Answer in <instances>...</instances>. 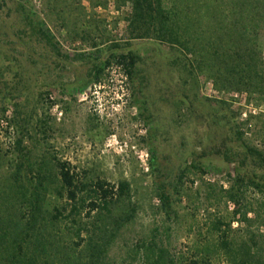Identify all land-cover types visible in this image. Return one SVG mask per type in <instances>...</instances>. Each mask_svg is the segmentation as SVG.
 Masks as SVG:
<instances>
[{"label":"rangeland","instance_id":"obj_1","mask_svg":"<svg viewBox=\"0 0 264 264\" xmlns=\"http://www.w3.org/2000/svg\"><path fill=\"white\" fill-rule=\"evenodd\" d=\"M131 15L129 0H0V187L19 161L23 180L40 177L41 160L51 173L59 160L83 181H128L136 215L116 232L104 264H143L150 247L190 264L216 247L218 220L235 236L261 233L264 254V98L186 79L175 47L132 37ZM82 30L85 40L75 37ZM92 51L97 64L136 52L139 74L128 80L115 62L101 70L79 57ZM54 206L67 204L50 190L46 207Z\"/></svg>","mask_w":264,"mask_h":264},{"label":"trees","instance_id":"obj_2","mask_svg":"<svg viewBox=\"0 0 264 264\" xmlns=\"http://www.w3.org/2000/svg\"><path fill=\"white\" fill-rule=\"evenodd\" d=\"M129 1L132 15L127 28L132 37L154 38L175 47L173 61L181 66L186 79L197 82L199 76H205L216 92L264 98V0ZM80 33L75 37L85 40L88 33ZM44 34L48 36L46 30ZM91 47H96V42L92 41ZM92 52L79 57L94 62L98 57ZM139 60V54L133 51L113 52L94 63L103 70L115 62L125 77L133 80L139 74ZM14 124L20 130L24 127L21 122ZM236 132L240 138L242 132ZM241 143L249 154L262 156L261 151L243 140ZM155 164L152 161L151 165ZM53 165L51 173L41 160L37 170L40 177L23 180V164L19 161L10 173L11 183L0 187V264H104L116 232L136 215L128 181L116 185L103 179L87 182L71 171L68 162L57 160ZM50 190L65 198L67 207L47 208ZM158 196L169 210L168 194L160 189ZM228 196L237 202L236 193L228 191ZM247 220L243 214L239 221ZM220 225L218 220L213 227L217 232L215 251L206 246L190 264H264L258 245L261 233L235 236L238 230L232 232L230 223L227 232ZM214 254L220 262L211 259ZM144 256L143 264H175L162 247H150Z\"/></svg>","mask_w":264,"mask_h":264}]
</instances>
